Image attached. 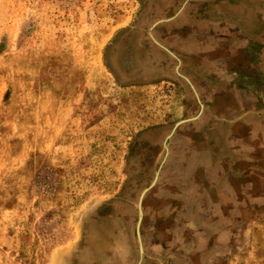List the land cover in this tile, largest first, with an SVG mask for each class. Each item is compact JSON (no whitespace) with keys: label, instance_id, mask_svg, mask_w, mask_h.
Returning <instances> with one entry per match:
<instances>
[{"label":"rangeland","instance_id":"rangeland-1","mask_svg":"<svg viewBox=\"0 0 264 264\" xmlns=\"http://www.w3.org/2000/svg\"><path fill=\"white\" fill-rule=\"evenodd\" d=\"M0 264H264V0H0Z\"/></svg>","mask_w":264,"mask_h":264}]
</instances>
